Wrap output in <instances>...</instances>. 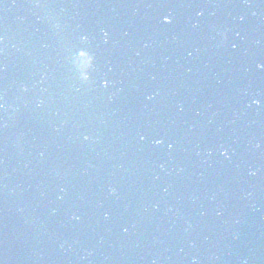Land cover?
<instances>
[{
    "label": "water",
    "instance_id": "water-1",
    "mask_svg": "<svg viewBox=\"0 0 264 264\" xmlns=\"http://www.w3.org/2000/svg\"><path fill=\"white\" fill-rule=\"evenodd\" d=\"M0 264H264L231 161L113 0H0Z\"/></svg>",
    "mask_w": 264,
    "mask_h": 264
}]
</instances>
